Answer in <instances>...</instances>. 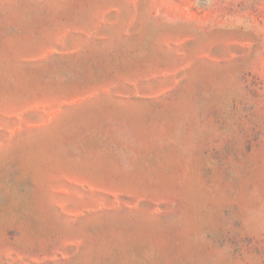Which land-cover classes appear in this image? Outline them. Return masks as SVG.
I'll return each instance as SVG.
<instances>
[{
	"label": "rangeland",
	"instance_id": "obj_1",
	"mask_svg": "<svg viewBox=\"0 0 264 264\" xmlns=\"http://www.w3.org/2000/svg\"><path fill=\"white\" fill-rule=\"evenodd\" d=\"M0 264H264V0H0Z\"/></svg>",
	"mask_w": 264,
	"mask_h": 264
}]
</instances>
